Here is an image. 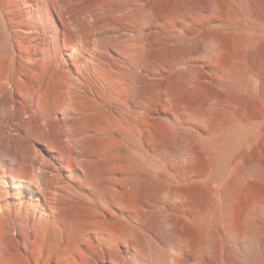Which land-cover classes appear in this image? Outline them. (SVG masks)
I'll return each mask as SVG.
<instances>
[{"label":"rangeland","instance_id":"rangeland-1","mask_svg":"<svg viewBox=\"0 0 264 264\" xmlns=\"http://www.w3.org/2000/svg\"><path fill=\"white\" fill-rule=\"evenodd\" d=\"M158 1L0 0V218L16 232L24 230L25 235L14 232L22 251L38 239L34 218L40 210H49L52 200L72 198L98 204L114 234L92 232L74 253L60 260L53 253L51 264H173L180 252L171 235L173 217L200 234L202 245L187 264H219L216 258L225 264L216 217L188 211L171 193L187 184L188 145L212 152L221 142L236 149L264 125V99L258 116L239 118L227 100L240 93L243 74L231 82L230 66H207L212 84L229 91L206 131L202 97L180 70L183 60L201 58L205 50L191 43L186 54L170 56L169 15L151 10ZM225 1L231 10L203 27L246 39L231 48L234 60L253 46L247 37L264 38V18L251 3ZM156 52L161 59L152 57ZM171 97L187 99L191 108L172 106ZM95 134L112 142L105 152L95 148L93 156L116 161L123 204L104 199L84 180L81 147ZM34 172L40 189L32 182ZM220 180L211 170L188 183ZM1 231L0 224V239ZM207 244L216 247L211 257L202 247ZM46 257L37 262L44 264Z\"/></svg>","mask_w":264,"mask_h":264},{"label":"bare ground","instance_id":"bare-ground-1","mask_svg":"<svg viewBox=\"0 0 264 264\" xmlns=\"http://www.w3.org/2000/svg\"><path fill=\"white\" fill-rule=\"evenodd\" d=\"M240 1L253 4L258 16L264 18V0ZM151 10L155 16L161 15L163 11L169 15L170 56L186 54L191 43L200 44L205 50L201 58H194L191 62L183 60L180 70L188 78L190 89L202 97L205 108L201 119L206 131L212 128L229 91V88L223 89L212 84L207 66L222 69L230 66L226 74L233 79L231 82L237 81L239 75L243 74L240 93L236 96L230 93L227 100L229 105L234 106L239 118L253 119L263 111L260 99H264V38L256 40L255 36L247 37L253 46L245 56L231 60V48L243 44L246 39L229 30H204L203 26L223 18L231 10L225 0H159ZM152 57L161 59L157 52ZM1 74L3 69L0 62ZM171 105L191 108V103L185 98L178 101L171 97ZM98 123L99 128H102L104 118L100 117ZM92 139V142L81 147L82 159L79 163L84 171V180L98 187L104 199L123 204L124 196L115 184L119 181L115 172L116 161L112 157L101 159V155L93 156L95 148L105 152L112 142L108 136L99 134H95ZM211 170L221 178L217 183H188ZM38 175L34 172L32 182L40 189ZM184 177L187 184L173 189L171 197L178 203H184L192 213H207L216 217L217 227L225 238L222 252L224 263L243 264L241 259H244L247 264H264V125L232 151L221 142L215 143L212 152L199 150L190 143L186 151ZM52 201L49 210L41 209L34 218L37 219L38 239L30 246L26 242L28 248L25 251L16 243V228L8 224L5 218H0V264H41L37 262L41 255L47 256L44 264H51L53 253L59 260L74 253L79 249V241H90L87 237L92 232L107 233L109 236L114 234V225L106 221L105 214L95 202L87 199L74 201L72 198ZM178 222L176 217L170 220L171 235L180 246V256H174L173 264H187L189 256L201 243L200 234L190 225L181 228ZM16 233L25 235L21 228ZM202 247L208 257L216 252L214 245ZM99 254H102V248ZM216 259L219 264L223 263Z\"/></svg>","mask_w":264,"mask_h":264}]
</instances>
